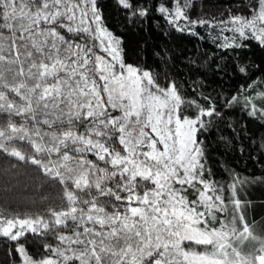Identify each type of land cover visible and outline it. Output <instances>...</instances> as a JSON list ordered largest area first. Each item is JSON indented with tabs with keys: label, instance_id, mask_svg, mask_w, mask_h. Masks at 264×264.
Returning <instances> with one entry per match:
<instances>
[{
	"label": "snow or ice",
	"instance_id": "obj_1",
	"mask_svg": "<svg viewBox=\"0 0 264 264\" xmlns=\"http://www.w3.org/2000/svg\"><path fill=\"white\" fill-rule=\"evenodd\" d=\"M234 4L209 18L197 0H0V157L54 192L39 213L0 211L9 264H264V219L241 196L264 172L237 167L264 164V81L223 91L264 51V0ZM153 21L164 50L130 47ZM200 29L213 50L181 54L184 82L168 42Z\"/></svg>",
	"mask_w": 264,
	"mask_h": 264
},
{
	"label": "trees",
	"instance_id": "obj_2",
	"mask_svg": "<svg viewBox=\"0 0 264 264\" xmlns=\"http://www.w3.org/2000/svg\"><path fill=\"white\" fill-rule=\"evenodd\" d=\"M229 5L235 7L234 0H197V10L209 18L213 14L219 15L222 12H226ZM105 15L108 17L110 26L115 27V22L119 17L108 9L105 10ZM153 24L155 26V33L153 34L145 33L141 36H127L126 39L129 46L136 47L142 41L147 40L150 47L155 44L163 51L165 44L161 41L165 40L166 37L158 35L160 32L159 26L155 21H153ZM120 30L123 31V29ZM168 47L171 49L169 55L174 61V63L169 61L168 70L179 80L187 82L189 79L187 61L182 58L181 54L183 53L184 56H187L194 49H199L201 52L205 50L211 52L213 50L212 35L210 31L200 29L199 38L185 37L175 42L170 41L168 42ZM243 55L247 58L245 63L253 65L251 72L249 76H233L231 73L225 76L223 78V91L225 94L250 83L253 79L257 85L264 81V51L253 46L251 49L246 50ZM149 60L151 62V57ZM255 65H260V68L257 69ZM156 70L163 72L165 70L164 65L160 64ZM220 93L221 86L215 85L213 96H217ZM231 111L233 112L232 117H230L232 121L244 118L242 111L238 107ZM248 127L249 131H256L252 122H249ZM254 155L259 156L260 153L257 152ZM217 159L221 158L217 157ZM13 165L16 166L13 167ZM32 167L34 166L25 165L24 162L17 161L15 158L0 157V211H3L6 215L17 212L39 213L46 207V201H44L43 197L48 196L50 193L54 195L52 190L42 188L38 181L31 178L28 169ZM237 167L242 173L246 171L249 176L253 173L260 174L264 172V164L255 160L237 162ZM221 182L223 183V181ZM241 196L250 203L249 219H255L257 222L264 219V186L259 184L248 186L246 191L241 192ZM10 259L7 256V245L0 239V264H9Z\"/></svg>",
	"mask_w": 264,
	"mask_h": 264
}]
</instances>
